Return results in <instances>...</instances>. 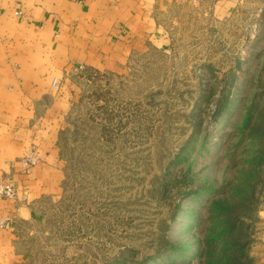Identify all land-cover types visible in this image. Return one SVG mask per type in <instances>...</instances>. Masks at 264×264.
<instances>
[{
	"label": "rangeland",
	"instance_id": "rangeland-1",
	"mask_svg": "<svg viewBox=\"0 0 264 264\" xmlns=\"http://www.w3.org/2000/svg\"><path fill=\"white\" fill-rule=\"evenodd\" d=\"M186 27L73 71L60 188L17 220V264H264V12L247 32Z\"/></svg>",
	"mask_w": 264,
	"mask_h": 264
},
{
	"label": "crops",
	"instance_id": "crops-1",
	"mask_svg": "<svg viewBox=\"0 0 264 264\" xmlns=\"http://www.w3.org/2000/svg\"><path fill=\"white\" fill-rule=\"evenodd\" d=\"M263 12L264 0H0V180L17 185L14 201L0 200V216L14 223L0 228V264L19 262L16 222L60 188L56 141L78 66L114 69L133 53L171 47L186 25L247 32ZM32 147L40 159L25 171L19 158ZM260 200L264 221V187Z\"/></svg>",
	"mask_w": 264,
	"mask_h": 264
},
{
	"label": "built area",
	"instance_id": "built-area-1",
	"mask_svg": "<svg viewBox=\"0 0 264 264\" xmlns=\"http://www.w3.org/2000/svg\"><path fill=\"white\" fill-rule=\"evenodd\" d=\"M51 86L54 90L59 89L58 81L56 78H53L51 81ZM24 170L29 169L37 161V156L35 152L29 150L20 160H19ZM16 198V188L12 181L9 179L0 180V200L14 201ZM13 227V221L10 217L0 216V228L2 229H11Z\"/></svg>",
	"mask_w": 264,
	"mask_h": 264
},
{
	"label": "trees",
	"instance_id": "trees-1",
	"mask_svg": "<svg viewBox=\"0 0 264 264\" xmlns=\"http://www.w3.org/2000/svg\"><path fill=\"white\" fill-rule=\"evenodd\" d=\"M62 133V131H60V134ZM254 191V190H253ZM254 196H253V192H251V198H253Z\"/></svg>",
	"mask_w": 264,
	"mask_h": 264
}]
</instances>
